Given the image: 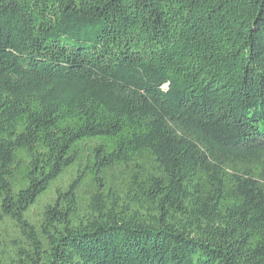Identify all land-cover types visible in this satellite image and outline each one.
Returning a JSON list of instances; mask_svg holds the SVG:
<instances>
[{
    "label": "trees",
    "instance_id": "trees-1",
    "mask_svg": "<svg viewBox=\"0 0 264 264\" xmlns=\"http://www.w3.org/2000/svg\"><path fill=\"white\" fill-rule=\"evenodd\" d=\"M0 264H264V0H0Z\"/></svg>",
    "mask_w": 264,
    "mask_h": 264
}]
</instances>
